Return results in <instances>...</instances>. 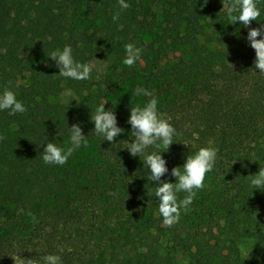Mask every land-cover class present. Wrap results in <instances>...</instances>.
<instances>
[{"label": "trees", "instance_id": "trees-1", "mask_svg": "<svg viewBox=\"0 0 264 264\" xmlns=\"http://www.w3.org/2000/svg\"><path fill=\"white\" fill-rule=\"evenodd\" d=\"M126 3L0 0V93L18 83L12 90L27 109L0 111V264H13L22 246L40 255L47 245L44 255L53 254L65 243L58 232L73 230H84L87 247L70 264H179L184 255L185 264H264V190H252L247 177L264 167V74L248 28L228 17L231 0ZM258 7L249 27L264 24V0ZM128 43L142 49L132 67L123 63ZM65 45L76 61L95 65L89 79L59 75L49 55ZM98 63L106 64L102 74ZM137 87L154 93L181 133L168 150L161 143L169 169L162 180L175 183L171 169L183 171L200 147L218 149L204 188L171 227L144 157L127 149L135 139L130 108L149 99ZM102 103H116L125 130L114 143L94 130L91 116ZM72 124L87 145L62 166L45 164L46 143L70 146Z\"/></svg>", "mask_w": 264, "mask_h": 264}, {"label": "clouds", "instance_id": "clouds-1", "mask_svg": "<svg viewBox=\"0 0 264 264\" xmlns=\"http://www.w3.org/2000/svg\"><path fill=\"white\" fill-rule=\"evenodd\" d=\"M207 3V0H204ZM119 7L126 9L130 7L126 0H118ZM224 7V6H223ZM226 12L230 20L235 23L239 22L245 28H248L247 40L250 46L255 50L256 59L254 66L264 74V24L260 27H249L252 21H258L261 10L258 7V0H231L227 6ZM119 19V13L113 15V20ZM259 37V38H258ZM126 56L123 63L128 67H132L137 60L141 58L142 49L136 47L132 43L125 45ZM49 57L55 61L59 68V75L74 80H87L95 67L94 64L81 63L73 57L70 45H65L63 50L53 51ZM13 87H19L16 83L13 85L9 81V87H6L0 93V111L7 110L10 115L24 113L27 111L26 106L17 99V94L13 91ZM137 95L149 97L143 106H131L128 123L131 125V132L134 141L127 148L131 156L140 158L143 156V163L150 168L151 181H155L157 185L154 196L159 200V213L163 217V223L171 227L179 222L181 210L189 211L197 191L204 188V180L206 174L211 172L215 166L218 149L213 145L200 147L199 150L187 158L181 166L173 167L171 175L175 177V183L161 178L168 173L169 169L166 160L161 155V143L167 150L174 142V136L181 135L176 128L170 123L171 117L166 113L158 111V100L152 91L143 87H137L135 90ZM106 103L100 104L95 114L91 116L94 122V130L97 135H102L104 140L114 143L116 137L125 130L117 125V117L115 114L116 103L110 108H105ZM70 146L62 147L54 141H49L43 149V161L45 164L64 165L68 158L78 150L82 144L87 145L86 136L83 134L79 124H72L70 127ZM5 137L0 134V141ZM154 147L156 151L148 154L147 149ZM250 181L251 189L264 190V167H260L256 174L247 176ZM184 192L182 199L178 194ZM28 215L35 216L29 212ZM13 264H62L61 257L57 254H48L41 260L34 258H26L21 255L11 256Z\"/></svg>", "mask_w": 264, "mask_h": 264}, {"label": "rangeland", "instance_id": "rangeland-1", "mask_svg": "<svg viewBox=\"0 0 264 264\" xmlns=\"http://www.w3.org/2000/svg\"><path fill=\"white\" fill-rule=\"evenodd\" d=\"M169 56H172V54H170ZM169 56H166V60L168 59H171V57ZM105 66L106 64L104 63H98L96 65V68H97V72L98 74H102L104 69H105ZM22 84H23V90L24 91H29L30 88H29V84L27 83V80H23L22 81ZM67 100V101H71L73 100V97L71 96H62V99L61 100ZM81 229H83L81 227ZM51 230V229H50ZM84 230H82L81 232H83ZM79 233V231H75L73 230L72 232H64L65 234H62V232H58V234H60L61 236V239L64 240V245H61L57 250H55L53 252V254H57L61 257V260H62V264H70L72 263L77 256H79V254L82 256L85 254V248L87 247L86 245V241L83 239V233ZM49 234V233H47ZM64 235V238L62 237ZM60 238V237H58ZM167 243H165L166 245ZM47 245H42L40 246L39 250L41 251L40 255L36 252L35 254V251L34 250H28L29 247H19L16 249V252H15V256L16 255H21L23 257H32L34 259H38V260H41L42 262V258L46 255L45 254V251L49 252L46 247ZM167 251V250H166ZM164 250V252H166ZM43 254V255H42ZM178 263L179 264H185V263H188V257L187 255H184L182 257H178L177 259Z\"/></svg>", "mask_w": 264, "mask_h": 264}]
</instances>
